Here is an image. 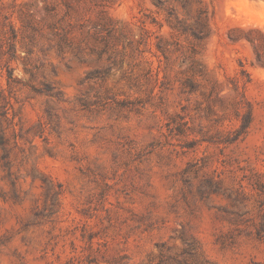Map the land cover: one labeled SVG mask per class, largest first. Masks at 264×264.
<instances>
[{"label":"rangeland","instance_id":"374dc122","mask_svg":"<svg viewBox=\"0 0 264 264\" xmlns=\"http://www.w3.org/2000/svg\"><path fill=\"white\" fill-rule=\"evenodd\" d=\"M0 133V264H264V0H0Z\"/></svg>","mask_w":264,"mask_h":264},{"label":"trees","instance_id":"16d2710c","mask_svg":"<svg viewBox=\"0 0 264 264\" xmlns=\"http://www.w3.org/2000/svg\"><path fill=\"white\" fill-rule=\"evenodd\" d=\"M201 18L203 19L202 15H201ZM202 19H201V21L203 23ZM202 26L205 27V23ZM250 122H251V109L246 114V117L244 118V120L242 122L241 129L238 131L237 136H241L242 134H244L246 132V130L248 129V127L250 125ZM0 144L1 145L4 144V136L1 133H0ZM186 252H187V256L189 259L181 260V261H179V264H191L190 261L195 260L196 254L193 251L188 250ZM193 264H199V263L195 262ZM201 264H204V263H201Z\"/></svg>","mask_w":264,"mask_h":264}]
</instances>
